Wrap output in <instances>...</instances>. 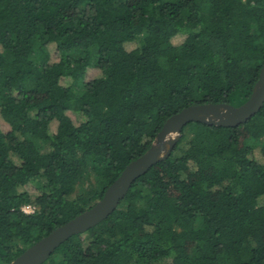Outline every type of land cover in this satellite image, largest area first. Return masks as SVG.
<instances>
[{"label": "trees", "instance_id": "obj_1", "mask_svg": "<svg viewBox=\"0 0 264 264\" xmlns=\"http://www.w3.org/2000/svg\"><path fill=\"white\" fill-rule=\"evenodd\" d=\"M263 62L264 0H0V264L91 208L172 115L245 103ZM43 264H264V106L185 126Z\"/></svg>", "mask_w": 264, "mask_h": 264}, {"label": "water", "instance_id": "obj_2", "mask_svg": "<svg viewBox=\"0 0 264 264\" xmlns=\"http://www.w3.org/2000/svg\"><path fill=\"white\" fill-rule=\"evenodd\" d=\"M264 106V62L248 100L239 107L229 104L193 105L169 117L148 150L129 163L91 208L41 238L9 264H43L71 237L86 233L111 215L133 183L155 164L167 160L181 132L190 123L233 128L255 116Z\"/></svg>", "mask_w": 264, "mask_h": 264}, {"label": "rangeland", "instance_id": "obj_3", "mask_svg": "<svg viewBox=\"0 0 264 264\" xmlns=\"http://www.w3.org/2000/svg\"><path fill=\"white\" fill-rule=\"evenodd\" d=\"M183 40H184V36H182V35H178V36H176V37H174V38L172 39V43H173L174 45H178V44H180ZM136 46H137L136 43H127V44L124 45L125 50H127V51H131V50L135 49ZM53 61H54V53H53V51L51 50V51H50V62H53ZM100 74H101L100 71L97 70V69H92V68H91V69H88V70L86 71V73H85L84 81H88V80L94 79V78L100 76ZM61 85H62V86H65V87L69 86V85H70V80H69V79H63V80L61 81ZM71 118H72L73 122H74L75 124H77V122H78L77 118H76L74 115H71ZM55 128H56V123H53V124L51 125V127H50L51 132H54V131H55ZM0 130H1L2 132H6V131H8V126H7V125L1 120V118H0ZM26 189L28 190V192H29L30 194H34V189H33L32 186L28 185V186L26 187Z\"/></svg>", "mask_w": 264, "mask_h": 264}, {"label": "built area", "instance_id": "obj_4", "mask_svg": "<svg viewBox=\"0 0 264 264\" xmlns=\"http://www.w3.org/2000/svg\"><path fill=\"white\" fill-rule=\"evenodd\" d=\"M21 210H22L23 213H26V214H29V213L33 212V208L30 207V206H24V207H22Z\"/></svg>", "mask_w": 264, "mask_h": 264}]
</instances>
